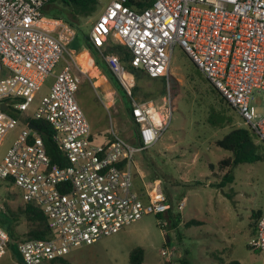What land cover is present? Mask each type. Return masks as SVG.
<instances>
[{
  "label": "built area",
  "instance_id": "obj_1",
  "mask_svg": "<svg viewBox=\"0 0 264 264\" xmlns=\"http://www.w3.org/2000/svg\"><path fill=\"white\" fill-rule=\"evenodd\" d=\"M48 3L0 0V147L21 116L24 124L0 163V179L19 189L25 204L40 209L51 230L47 239L17 243L23 264L65 259L76 248L170 209L159 183L144 194L135 190L134 170L136 156L153 147L169 127L171 109L133 98L136 80L118 56L103 54L132 99L140 145L116 133L107 144L95 143L77 100L81 80L70 65L55 75L49 93L30 113L67 53L55 30L42 26ZM90 40L101 51L108 42L126 47L135 70L166 79L168 85L171 60L180 47L237 112L242 126L264 143V0H112ZM33 121L50 126L64 165L52 163L39 127H29ZM10 243L9 233L0 227V259L13 249ZM249 246L264 252V210ZM169 251L163 249L162 255L171 256Z\"/></svg>",
  "mask_w": 264,
  "mask_h": 264
},
{
  "label": "rangeland",
  "instance_id": "obj_2",
  "mask_svg": "<svg viewBox=\"0 0 264 264\" xmlns=\"http://www.w3.org/2000/svg\"><path fill=\"white\" fill-rule=\"evenodd\" d=\"M111 1L97 0L96 10L87 17L73 15L72 7L60 0L44 10V16L68 21L67 24L77 35L56 72L67 64L66 61L72 62L70 53L73 48L85 47V36L90 34ZM109 46L102 52L106 53ZM99 56L102 57L101 53ZM77 63L89 76H98L88 54L77 57ZM104 74L116 93L117 115L114 114V107H107L108 100L97 87L99 83L82 74L77 100L94 134L103 132L112 135L116 128L115 119L120 117V136L137 145L138 127L131 121L128 112L132 99L128 98V101L107 71ZM132 75L136 80L133 98L141 102L152 101L156 107L169 106L171 109L169 127L153 147L136 156L134 170L135 190H142L144 183L147 187L159 183L172 204L171 214L159 217L146 215L94 245L72 250L64 259L67 263L57 260L44 264H131V254L136 248L145 251L143 264H179L181 260L190 264H223L231 261L264 264V252L249 246L256 229L253 212L260 211L264 206V160L237 166L233 172V183L218 187L229 170L222 168L221 161L230 159L232 153L219 148L217 141L233 129L243 128L242 119L224 103L190 57L178 46L171 60L169 85L163 79H149L144 72H141L139 81L136 75ZM52 82L53 78L48 77L30 109L31 114L40 98L49 93ZM159 91H164V94L159 95ZM211 116H214L215 126L211 124ZM22 118L0 147V163L24 129ZM253 140L264 150V143L257 136ZM194 182L192 186L186 185ZM196 182L203 184L197 185ZM209 182L213 183V187L209 186ZM183 201L184 206L180 207ZM24 208L20 190L7 180L0 179V227L8 233L14 232L21 240L32 229V223L22 212ZM178 216L180 223L175 227L173 218ZM14 217L16 221L12 224ZM191 221L201 224H190ZM163 249L172 251V255L163 256ZM0 264H21L17 248L8 250L0 259Z\"/></svg>",
  "mask_w": 264,
  "mask_h": 264
},
{
  "label": "trees",
  "instance_id": "obj_3",
  "mask_svg": "<svg viewBox=\"0 0 264 264\" xmlns=\"http://www.w3.org/2000/svg\"><path fill=\"white\" fill-rule=\"evenodd\" d=\"M59 0H49V3L47 6H50V4H54ZM62 1L65 5H68V7L71 8V12L73 15H80V16H90L95 10H96V4L97 0H60ZM46 6V7H47ZM54 19H59L62 20L61 18H54ZM68 23V21H67ZM85 40L87 43V46L93 53V55L96 57L97 62L99 57V49H97L92 42L90 41V36L86 35ZM106 54H115L118 55L122 63L125 65L127 68L128 72L130 75L134 74L137 77V80L139 81L141 79V72L142 71H137L135 70L130 61L132 59L131 52L124 46L115 44V43H110V46L108 47V50ZM106 63V62H105ZM107 69L110 72V75L112 78L117 82L115 77L113 76L111 70L109 69L107 65ZM149 78V77H148ZM151 79V78H149ZM155 80V79H153ZM164 83H166V79H163ZM117 85L120 90L121 87L119 83L117 82ZM213 87V86H212ZM214 88V87H213ZM214 90L218 92L215 88ZM123 91V90H122ZM124 92V91H123ZM219 93V92H218ZM126 95V93H124ZM164 91H159V95H163ZM220 94V93H219ZM221 95V94H220ZM222 96V95H221ZM127 97V95H126ZM128 98V97H127ZM223 98V96H222ZM224 99V98H223ZM224 101L228 104V102L224 99ZM130 102V101H129ZM131 104V103H129ZM229 105V104H228ZM230 106V105H229ZM231 107V106H230ZM128 110L130 111V119L131 121L135 124V120L132 115V108L129 107ZM214 116H211V124L213 126L216 125V121L213 118ZM30 120V119H28ZM37 126L39 127L41 131V137L44 141L48 156L50 157L51 161L53 164H60L64 165L66 163V158L64 157L63 153L60 151L58 148L57 144L52 138V130L50 126L42 121H33ZM136 125V124H135ZM137 126V125H136ZM138 127V126H137ZM255 134L250 130L249 128L243 127V128H236L233 129L229 134H227L222 140L217 141V146L219 148H222L226 151H229L232 153V157L227 160L221 161V166L224 170L229 168L227 173L223 176L222 181L218 184L219 188H223L226 186L228 183H232L234 181V169L241 165V164H254L257 162H261L264 160V155H263V148L259 147L255 142ZM138 144L140 145L141 142L138 139ZM137 176V175H136ZM156 180L157 179H153ZM201 184V183H197ZM138 191H143L138 190ZM169 201V200H168ZM170 209L168 211L169 214H171V209H172V204L169 203ZM22 212L25 214L27 220H29L30 223H32V229L27 233V237L24 239H47L51 236V230L49 229L47 218L43 214V212L38 209L37 207H34L33 205L30 204H25V208L22 210ZM263 214V211L260 210L258 212H253V216L255 217V233L257 230L258 222ZM171 217V215H170ZM12 220V224L14 221ZM172 218V217H171ZM180 223V216L177 218H173V225L176 227ZM190 224H196L200 225V222H195L191 221ZM10 238H11V247L14 249L17 245L18 242L24 240L20 239L17 236H15V233H9ZM20 239V240H19ZM144 256H145V251L142 248H136L132 254H131V264H143L144 263ZM20 259V257H19ZM58 261H61L63 263H67L64 259H60ZM21 264H23L22 260L20 259ZM55 262V261H53ZM179 264H190L186 260H181ZM223 264H241L239 261H231L228 263H223Z\"/></svg>",
  "mask_w": 264,
  "mask_h": 264
},
{
  "label": "crops",
  "instance_id": "obj_4",
  "mask_svg": "<svg viewBox=\"0 0 264 264\" xmlns=\"http://www.w3.org/2000/svg\"><path fill=\"white\" fill-rule=\"evenodd\" d=\"M49 7V6H47ZM47 7H45L44 10L47 9ZM49 22V23H48ZM53 23H55V25H52ZM42 26L51 30V31H54L55 30V33L63 40V42L66 44V47H67V51H68V47H70L71 45H73V43L75 42L76 38H77V35H76V32L73 31V29L69 26V24H67V22H63V20H59V19H54L52 17H47V16H44V19L42 21ZM53 28H52V27ZM90 36V34H89ZM91 41V40H90ZM111 43V42H110ZM109 42L107 43V45L110 44ZM106 45V46H107ZM85 47L83 48H76L74 49L73 48V52L71 51L70 53V58L72 60V62H69V61H66L67 64L64 66L66 67L67 65H70L71 68H72V71L74 72L75 75H77L79 78H80V74L82 75H85V76H88L89 78H91L93 81L95 80V82L97 81V83H99V85L97 87H99L103 92H104V95L105 97L107 98L108 100V105L107 107H111L115 109V115L118 114V112L116 111V93L114 92V90L112 89L111 85H110V82L108 81V79L106 78L105 74H104V71H107L109 74L110 72L108 71L107 69V64L105 63V60H104V57H103V54L104 55H109V54H106L105 52H102L101 50H99V52L101 53L102 57L98 58V62H97V59L96 57L93 55V53L91 52V50L89 49V47L87 46V43H86V40H85ZM106 48V47H105ZM104 48V49H105ZM68 53V52H67ZM88 54L90 59H91V66L97 70L98 72V76L97 77H91L89 76V73H86L84 72L80 66L78 65L77 63V57H79L80 55L82 54ZM114 55V54H113ZM64 67L54 73L53 76H51L53 78V82L55 80V75L59 72H61ZM111 76V75H110ZM112 77V76H111ZM81 80V79H80ZM47 81V80H46ZM52 82V84H53ZM51 84V85H52ZM95 87H96V84H94ZM50 91V90H49ZM218 93V92H217ZM219 94V93H218ZM220 95V94H219ZM220 97L222 98V96L220 95ZM128 99V98H127ZM222 100L224 101V99L222 98ZM129 101V99H128ZM130 103V102H129ZM225 104H227L225 101H224ZM228 105V104H227ZM130 107L132 108L131 104H130ZM228 107H230L228 105ZM129 114H130V111L128 110ZM240 117V116H239ZM119 122H122V119L120 117H116L115 119V126L116 128H114V131L112 133V135H107V134H103V132H99V135H96L92 132V137H93V140L95 141V143L97 144H107L109 142L112 141V138H113V134L116 133L118 135L119 132H122V130H120L121 128L119 127ZM90 123V122H89ZM242 125V124H241ZM116 129V130H115ZM138 130V129H137ZM91 131H92V128H91ZM124 132V131H123ZM138 133V132H137ZM137 137H138V134H137ZM136 167V166H135ZM139 178V177H138ZM141 182H143V179H140ZM158 181V180H157ZM222 181V180H221ZM197 183H200V182H196ZM233 183V182H232ZM195 182L193 184H186V185H194ZM203 184V183H201ZM208 184V183H207ZM209 186L210 187H213V183H210L209 182ZM197 185H200V184H197ZM152 186V185H151ZM150 186V187H151ZM134 188H135V176H134ZM149 187H147V184L144 183V187H143V191H138L136 190L138 193L140 194H144L146 193V190L148 189ZM136 189V188H135ZM183 204L184 206V201L181 203ZM262 211L264 210V206L263 208L261 209Z\"/></svg>",
  "mask_w": 264,
  "mask_h": 264
},
{
  "label": "water",
  "instance_id": "obj_5",
  "mask_svg": "<svg viewBox=\"0 0 264 264\" xmlns=\"http://www.w3.org/2000/svg\"><path fill=\"white\" fill-rule=\"evenodd\" d=\"M2 109H3V110H6V109H7V104H6V103H3V104H2ZM29 127H30L31 129H33V130H39L38 127H37V125H35L34 123H31V124L29 125Z\"/></svg>",
  "mask_w": 264,
  "mask_h": 264
},
{
  "label": "bare ground",
  "instance_id": "obj_6",
  "mask_svg": "<svg viewBox=\"0 0 264 264\" xmlns=\"http://www.w3.org/2000/svg\"><path fill=\"white\" fill-rule=\"evenodd\" d=\"M49 23V22H48ZM52 27V26H51ZM53 28V27H52Z\"/></svg>",
  "mask_w": 264,
  "mask_h": 264
}]
</instances>
